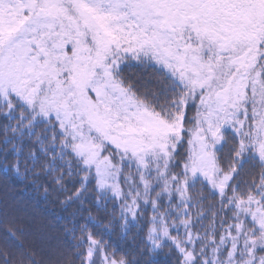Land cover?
<instances>
[{
	"label": "snow or ice",
	"instance_id": "obj_1",
	"mask_svg": "<svg viewBox=\"0 0 264 264\" xmlns=\"http://www.w3.org/2000/svg\"><path fill=\"white\" fill-rule=\"evenodd\" d=\"M0 173V264H264V0H0Z\"/></svg>",
	"mask_w": 264,
	"mask_h": 264
},
{
	"label": "trees",
	"instance_id": "obj_2",
	"mask_svg": "<svg viewBox=\"0 0 264 264\" xmlns=\"http://www.w3.org/2000/svg\"><path fill=\"white\" fill-rule=\"evenodd\" d=\"M4 183L5 178L3 174L0 173V198L7 195L10 202L14 198L15 202L20 203L21 207L28 206L30 211H35L42 217H46L48 222L54 225L57 223L55 219L56 215L63 214L58 207L46 204L39 193L33 191L31 188H26L23 183H12L9 181L7 189L4 188ZM112 239L122 247H135V244L139 243L140 237L137 235V230L135 228H133L126 237L117 229ZM155 259L157 264H174L175 261L174 257L168 255L167 249L163 252H159V254L155 256Z\"/></svg>",
	"mask_w": 264,
	"mask_h": 264
},
{
	"label": "rangeland",
	"instance_id": "obj_3",
	"mask_svg": "<svg viewBox=\"0 0 264 264\" xmlns=\"http://www.w3.org/2000/svg\"><path fill=\"white\" fill-rule=\"evenodd\" d=\"M204 223L206 224V223H207V221H204Z\"/></svg>",
	"mask_w": 264,
	"mask_h": 264
}]
</instances>
